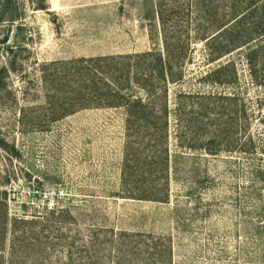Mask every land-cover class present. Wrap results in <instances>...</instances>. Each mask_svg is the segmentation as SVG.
Wrapping results in <instances>:
<instances>
[{"label": "rangeland", "instance_id": "obj_1", "mask_svg": "<svg viewBox=\"0 0 264 264\" xmlns=\"http://www.w3.org/2000/svg\"><path fill=\"white\" fill-rule=\"evenodd\" d=\"M157 1L166 3L0 0V264H129L136 253L132 264H264V148L258 141L252 154L239 149L247 132L255 139L262 134L264 88L253 85L244 59H235L236 83L206 86L198 83L208 68L206 53L196 44L187 54L184 82L144 111L165 115L164 142L156 149L165 151L164 164L157 168L152 133L129 131L122 107L76 100L73 82L65 89L55 83L63 70L73 76L91 64L110 79L126 61L107 58L160 47ZM177 1L194 24L201 8L195 0ZM262 2L211 0L221 6L218 21L232 5L241 14ZM98 88L112 89L103 82ZM195 91L237 93L238 108L243 104L251 115L247 124L241 112L231 116L237 135L230 152L208 154L202 146L208 136L190 138L185 126L199 101L183 95ZM133 93L146 96L141 89ZM36 189L63 195L38 203L29 195ZM134 193L168 199L125 196Z\"/></svg>", "mask_w": 264, "mask_h": 264}, {"label": "trees", "instance_id": "obj_2", "mask_svg": "<svg viewBox=\"0 0 264 264\" xmlns=\"http://www.w3.org/2000/svg\"><path fill=\"white\" fill-rule=\"evenodd\" d=\"M165 2L164 4L163 1H157L154 5L156 8L154 16L159 25L160 47L154 44L149 51L144 53L127 58H107L126 61L123 67L120 65L115 67L117 73L114 72V74L117 75L111 76L110 79L104 77V73L95 74V66L91 64L88 68L78 66L79 68H75L76 75L73 76L66 75L63 70L62 77H58L57 82H55L57 86L64 89L67 84L73 82L77 90H72L70 95L76 100L85 96L98 98L99 101L108 102L111 100L115 102L112 104L114 108L122 107L125 111V123L129 131L136 130L140 132L144 130L152 133L149 137V148L155 149V153H159L156 149L162 147L164 142L162 116L165 115L153 117L151 113L148 114L144 111L147 109L153 110L165 93L168 92L169 86L184 82L186 79L185 60L189 61L187 54L195 50L197 45H200L204 54L206 53L204 63L208 67L206 72L199 75V84L206 86L233 85L238 81L235 59L242 58L245 60L253 85L264 88V0L244 12L241 11V14H237L239 7L232 5V8L222 13L220 21L217 20L220 5L211 4V0H195V6H199L201 11L199 10L194 24H191L189 15L184 13L185 9L187 12L185 4L177 0H166ZM225 8L226 6L223 5L222 10H225ZM255 16L258 20L253 24L250 23L249 27H245L251 18ZM100 59H89L88 62H100ZM85 62L83 59L78 63ZM50 66L55 65L53 63ZM102 82L103 87L111 86L112 89L103 91L98 88V85ZM74 86L69 85V88H74ZM135 89L144 91L145 98L134 96L133 90ZM184 94L180 93L179 96L183 95L199 101L197 112L188 114L190 115L189 121L185 126L191 134L190 138L194 139V135L196 136L199 133L201 138L208 136L204 141L206 145H202L204 146L203 151L208 154L220 152L222 148L229 150L227 152L233 150L236 141L233 143L230 140L234 138V135H237V131L234 129V120L231 116L241 112L246 117V124L251 116L247 113L243 104L240 109L238 108L239 95L237 93L201 91ZM64 95H67V93L65 92ZM258 107H264V99L259 101ZM165 111L166 107L164 105L163 112L165 113ZM260 116L259 123L262 134L259 133L257 139H255L250 132H247L244 145L239 147L244 154H252L256 150L258 141L261 142L264 148V115ZM195 118L200 119L201 124L199 123L198 127L196 124L193 125ZM203 120L207 123H202ZM245 130L249 131L248 126H245L243 131ZM196 141V138L194 141L190 140L187 144L188 148L193 149L191 145ZM164 154L165 151L161 150L157 155V162L154 163L156 168L158 166L163 167ZM126 181L123 177V183H126ZM144 194L134 193V195L127 194L125 196L132 200L155 202L168 199L167 195L163 193L154 197ZM139 258L140 254L136 253L127 261L132 264Z\"/></svg>", "mask_w": 264, "mask_h": 264}, {"label": "built area", "instance_id": "obj_3", "mask_svg": "<svg viewBox=\"0 0 264 264\" xmlns=\"http://www.w3.org/2000/svg\"><path fill=\"white\" fill-rule=\"evenodd\" d=\"M30 197L37 201L38 203H43V204H50L54 202L55 200H58L62 197L63 192L60 191L59 189H56L54 191H42V190H32L29 193Z\"/></svg>", "mask_w": 264, "mask_h": 264}]
</instances>
